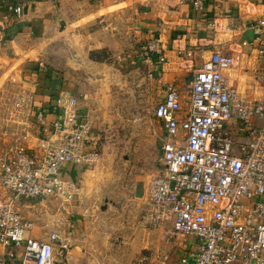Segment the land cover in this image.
<instances>
[{
    "label": "built area",
    "instance_id": "obj_1",
    "mask_svg": "<svg viewBox=\"0 0 264 264\" xmlns=\"http://www.w3.org/2000/svg\"><path fill=\"white\" fill-rule=\"evenodd\" d=\"M185 1L201 14L207 0ZM22 9L21 1L7 3L6 18ZM247 27L253 35L240 38V44L246 52L253 47L257 60L248 90L229 75L234 50L215 48L207 57L199 54L185 106L172 83L154 106L164 136L160 168L143 194V216L151 229L169 221L171 234L194 240L178 264H264V12ZM143 47L151 67L168 60L159 38H149ZM178 55L192 60L195 52L182 49ZM33 95L24 89L15 103L27 106L35 131L24 128L0 150V264H72L70 231L55 227L34 235L17 202L26 197L71 204L82 192L65 164L90 168L100 159L90 118L80 107L88 93L59 89L50 107L34 104ZM58 255L65 261L57 263ZM138 263L170 264L157 247Z\"/></svg>",
    "mask_w": 264,
    "mask_h": 264
},
{
    "label": "crops",
    "instance_id": "obj_2",
    "mask_svg": "<svg viewBox=\"0 0 264 264\" xmlns=\"http://www.w3.org/2000/svg\"><path fill=\"white\" fill-rule=\"evenodd\" d=\"M18 1L23 2L22 13L7 19L6 4ZM126 1L131 2V0L0 1V56L11 58L19 50L28 48L20 57L24 58L26 55L28 57L24 61L22 86L34 90V104L53 106L57 91L67 88L75 93H88V98L80 101V107L89 118L90 111L96 109L91 105L95 104L93 100L97 98L98 92L93 91L91 94L83 78L92 84H97L99 78L69 67L46 64V61L39 57L47 50L41 51L38 47H43L52 39L44 43L39 42L55 36L53 31L57 25L56 15L65 21L70 30L81 35L90 60L101 61L109 58L115 67L122 69L123 66L136 68L145 65L146 59L141 53L130 54L118 48L121 36L117 35L116 26L112 27L114 30H107L106 15L108 13L118 15L116 9L119 8L114 6ZM129 3L126 6L135 4L131 22L133 30L138 29L141 34V39H137L144 41L146 38H159L161 50L168 58L157 67L150 68L153 70L157 101L163 98L166 84L172 83L180 91L181 104L185 106L189 81L200 65L199 54L207 57L215 48H224L230 52L231 50L227 48L229 46L234 50L235 63L229 69V75L240 88L248 90V86L254 83L257 63L255 49L250 47L246 52L240 44V38L252 37L253 31L247 25L264 12V0H207L201 14L196 13L185 0H146ZM182 49L195 52L194 59L185 64L186 67L178 55ZM34 54L37 57H33ZM111 55H115V58ZM90 121L92 124L91 119ZM161 128L162 138L164 136L162 124ZM90 137L92 142L97 144L98 135L93 124ZM79 167L65 164L67 173L82 178L85 201L78 202L69 216L64 217L63 221L53 222V227L50 228L57 227L61 231H70L69 262L113 264V261H116V254L119 256L122 254L124 264H129L131 257L148 247H157L169 256L171 249L167 248L169 247L167 242L174 235L171 234V222H165L159 229H151L147 225L143 216L146 208L143 198L146 185L142 181L136 183L134 195L128 198L129 202L113 203L100 200L95 203L92 200L94 196H91L94 184H86L87 181L89 183L87 170L80 171ZM159 168L160 162L156 171ZM119 236L126 239L125 244L117 243ZM193 243L194 240L191 239L189 245ZM188 246L182 244L175 252L178 256L176 263L174 261L169 263L178 264L180 255ZM63 261H65L63 256H56L57 263Z\"/></svg>",
    "mask_w": 264,
    "mask_h": 264
},
{
    "label": "rangeland",
    "instance_id": "obj_3",
    "mask_svg": "<svg viewBox=\"0 0 264 264\" xmlns=\"http://www.w3.org/2000/svg\"><path fill=\"white\" fill-rule=\"evenodd\" d=\"M143 1L146 0L122 2L114 6L119 8L116 9L119 12L118 15L114 13L106 15L107 30H114L112 27L116 26L117 35L121 36L118 48L123 52L144 54L143 46L149 38L144 41L137 39H141V34L138 29L133 30L131 22L135 4L126 6L129 2L132 4ZM70 29L65 24L62 32L54 30V37L41 40L39 43L52 39L43 47H38L40 50H47L39 57L45 60L46 64L69 67L99 78L97 84H92L82 77L91 94L93 91L98 92L97 98L93 100L95 104L91 105L96 109L89 114L98 135L96 149L101 158L96 166L79 167V170H87L86 176L89 178L87 185L94 184V191L91 194L94 196L93 202L98 203L100 200L113 203L129 202L128 198L134 195L136 183L142 181L146 185L149 177L159 167L162 128L153 115L158 97L154 77L150 74L151 66L144 61L145 65L140 67L123 66L122 69L115 67L108 58L97 61V65L90 67L86 65L91 60L88 58V51L81 35L75 34ZM27 49L19 50L11 58L0 56V150L13 143L16 135L24 128L35 131V124L29 117L30 112L27 111V106L20 107L15 103L16 96L22 90L28 89L22 86L24 61L28 57L26 55L20 58ZM33 57L37 55L34 54ZM111 57L115 58V55ZM180 58L186 67L185 64L190 60H185L183 56ZM74 178L83 184L80 176ZM84 195L82 191L71 204H64L59 199L53 198L21 197L17 205L22 214L32 221V233L42 236L53 227V222L63 221L64 217L72 213L78 202L85 201ZM117 239H119L117 243L125 244L126 239L122 236ZM191 239L189 236L176 233L168 240L167 248L171 249L168 256L170 263L173 261L176 263L178 256L175 252L182 244L188 246ZM145 250L151 252L154 248L142 249L139 254L129 259V264H139V258L145 254ZM121 256L122 254L120 256L116 254V261H113V264H120V262L124 264L125 259Z\"/></svg>",
    "mask_w": 264,
    "mask_h": 264
},
{
    "label": "water",
    "instance_id": "obj_4",
    "mask_svg": "<svg viewBox=\"0 0 264 264\" xmlns=\"http://www.w3.org/2000/svg\"><path fill=\"white\" fill-rule=\"evenodd\" d=\"M56 20H57V25H56L54 30L62 32L65 29V21L59 15H56ZM65 38H67L66 35H65ZM90 62H91V64H89ZM90 62L86 63V65H89L91 67L93 65H97L96 63H98L97 61H94V60H91ZM68 63H69V61H68ZM77 67H79V66H77Z\"/></svg>",
    "mask_w": 264,
    "mask_h": 264
},
{
    "label": "trees",
    "instance_id": "obj_5",
    "mask_svg": "<svg viewBox=\"0 0 264 264\" xmlns=\"http://www.w3.org/2000/svg\"><path fill=\"white\" fill-rule=\"evenodd\" d=\"M43 106V105H42Z\"/></svg>",
    "mask_w": 264,
    "mask_h": 264
}]
</instances>
